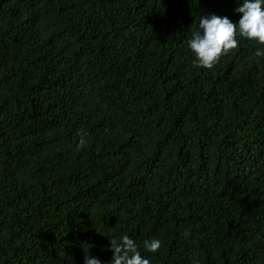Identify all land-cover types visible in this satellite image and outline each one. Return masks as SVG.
<instances>
[{"label":"trees","instance_id":"16d2710c","mask_svg":"<svg viewBox=\"0 0 264 264\" xmlns=\"http://www.w3.org/2000/svg\"><path fill=\"white\" fill-rule=\"evenodd\" d=\"M239 6L0 0V264H264V46L188 47Z\"/></svg>","mask_w":264,"mask_h":264},{"label":"clouds","instance_id":"9594fccd","mask_svg":"<svg viewBox=\"0 0 264 264\" xmlns=\"http://www.w3.org/2000/svg\"><path fill=\"white\" fill-rule=\"evenodd\" d=\"M240 6L236 9L242 16L238 24L228 17L216 14L203 15L198 30L192 32L188 40V47L194 54L193 66L211 70L220 61L221 57L238 50V37L264 46V0H237ZM254 55L264 57V47L257 48ZM80 140L77 150L87 144L86 133H78ZM144 250L156 253L161 248V241L151 239L143 241ZM110 250L114 253L111 264H150L148 258L141 255V251L134 239L124 234L119 241L110 240ZM84 264H102L101 260L85 255Z\"/></svg>","mask_w":264,"mask_h":264}]
</instances>
